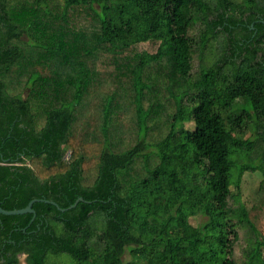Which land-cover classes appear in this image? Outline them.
Wrapping results in <instances>:
<instances>
[{
	"label": "trees",
	"instance_id": "trees-1",
	"mask_svg": "<svg viewBox=\"0 0 264 264\" xmlns=\"http://www.w3.org/2000/svg\"><path fill=\"white\" fill-rule=\"evenodd\" d=\"M263 120L264 0H0V206L84 199L0 213V264H236L239 225L251 264L230 155L264 175Z\"/></svg>",
	"mask_w": 264,
	"mask_h": 264
},
{
	"label": "rangeland",
	"instance_id": "rangeland-1",
	"mask_svg": "<svg viewBox=\"0 0 264 264\" xmlns=\"http://www.w3.org/2000/svg\"><path fill=\"white\" fill-rule=\"evenodd\" d=\"M199 25L195 26V29L192 30V33H197L199 30ZM221 39V36L219 37ZM218 41H211L207 47V49L204 51L203 55V64L210 65L212 62L218 57V50H219V43ZM201 65V60H199L198 57H195L193 60V67H192V78H196L199 75V68ZM248 109V107H245ZM127 126L126 121L121 120L118 124V129L120 130L122 127ZM255 134L253 133L252 128H248L246 132L244 133L243 138H253ZM231 159V168H230V186L232 190H234L235 186H238V191L240 193V201L245 204L247 208H249L253 203V196L258 188L259 182L263 179L264 175L262 170L256 169L255 171L252 169H248L244 171L241 180L238 185L237 179L239 175V171L241 166L245 165L248 167H254L259 164V160L256 158V152L254 150H251L246 153H240L238 150L234 151L230 155ZM204 218L200 217L199 220L202 221ZM239 239L236 242L234 246V255L233 258L235 259L236 264H241V262L246 260V253L247 250L250 247V234L247 232L245 227H242L239 225ZM264 258V250L261 251V254L258 258H253L251 260V264H259L257 261H261ZM45 260L52 264L55 262L61 263L63 261V256L55 257L53 255H48ZM64 263V262H62ZM21 264H25L24 257L21 256Z\"/></svg>",
	"mask_w": 264,
	"mask_h": 264
},
{
	"label": "water",
	"instance_id": "water-1",
	"mask_svg": "<svg viewBox=\"0 0 264 264\" xmlns=\"http://www.w3.org/2000/svg\"><path fill=\"white\" fill-rule=\"evenodd\" d=\"M84 199L82 197H78L74 203H72L71 205H69L67 208H61L59 207L54 201H49V200H43V199H32L30 200L27 205L23 208H18V209H11V210H7L4 209L0 206V213L4 214V215H16V214H25V213H30L32 214V219L35 217V210L32 208V204L36 201H45V202H49L51 204H54L57 206V208L60 211H65L66 209H70L72 207H74L79 201H83Z\"/></svg>",
	"mask_w": 264,
	"mask_h": 264
},
{
	"label": "flooded vegetation",
	"instance_id": "flooded-vegetation-1",
	"mask_svg": "<svg viewBox=\"0 0 264 264\" xmlns=\"http://www.w3.org/2000/svg\"><path fill=\"white\" fill-rule=\"evenodd\" d=\"M260 22H261V21H260ZM249 27H250V29H252V28H253V24H250V26H249ZM252 36H253V35H251V39H252ZM251 39H250V40H251ZM261 123L264 125V120H263V121H261Z\"/></svg>",
	"mask_w": 264,
	"mask_h": 264
},
{
	"label": "built area",
	"instance_id": "built-area-1",
	"mask_svg": "<svg viewBox=\"0 0 264 264\" xmlns=\"http://www.w3.org/2000/svg\"><path fill=\"white\" fill-rule=\"evenodd\" d=\"M69 151L68 152H66V154H65V158H68L69 157Z\"/></svg>",
	"mask_w": 264,
	"mask_h": 264
}]
</instances>
